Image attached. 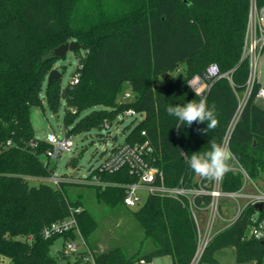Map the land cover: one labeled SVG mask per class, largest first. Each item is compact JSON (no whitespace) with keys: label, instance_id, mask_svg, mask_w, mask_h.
<instances>
[{"label":"trees","instance_id":"1","mask_svg":"<svg viewBox=\"0 0 264 264\" xmlns=\"http://www.w3.org/2000/svg\"><path fill=\"white\" fill-rule=\"evenodd\" d=\"M256 4L262 7L264 0ZM248 6V0H0L1 257L13 264H144L169 255L171 264H189L196 230L180 198L149 195L130 212L143 236L133 254L119 246L98 252L96 244L88 242L97 221L78 197L69 198V182L52 185L44 180L53 174L45 156L50 147L35 137L30 111L45 100L50 112L57 114L63 101V131L74 136L105 124L110 127L125 111L134 110L142 119L129 129L124 143H148L151 152L145 161L162 173L165 186H177L182 180L188 187L199 182L209 190L210 181L196 175L186 160L194 152L209 150L213 140L221 143L237 109V96L247 78L241 50ZM70 41L80 46L73 51L78 83L62 88L60 75L42 95L47 76L59 61L51 52ZM210 63L221 72L231 71V83L226 78L211 83L204 98L209 107L215 104L219 122L201 134L198 129L206 128V123L188 127L168 115L166 108L199 101L187 82L201 76ZM179 70L182 78L173 76ZM123 86L130 94L126 101L124 96L119 99ZM259 89L256 84L230 135L234 157L220 183L223 193L238 191L243 184L233 168L241 167L255 184L264 172V103L256 98ZM80 154L67 166L76 168ZM93 175L110 184L86 185L109 209L122 205L121 186L137 181L126 168L113 174L95 171L88 177ZM223 200L219 211L229 216L234 206ZM208 201L209 196L195 198L198 207ZM204 215L199 212L201 218ZM253 215L264 222V205L260 211L246 206L231 226L218 231L198 264H217L213 255L224 248L233 250L238 264H264V237H246ZM70 216L78 234L43 237L46 227ZM79 238L84 245L70 255L72 261L60 250H51L57 240L63 245ZM146 243L150 245L144 251Z\"/></svg>","mask_w":264,"mask_h":264},{"label":"built area","instance_id":"2","mask_svg":"<svg viewBox=\"0 0 264 264\" xmlns=\"http://www.w3.org/2000/svg\"><path fill=\"white\" fill-rule=\"evenodd\" d=\"M248 2L249 6L241 50V58L247 62V78L244 91L237 96V109L226 127L221 142V144L227 147H229L228 143L230 135L246 99L252 93L254 86L259 84V69L261 62L264 59V5L258 7L256 0H248ZM219 78H226L229 83H231V71L221 72L216 63H210L204 68L201 76L192 77L188 80L187 84L191 90L195 94L197 93L201 98V96L205 97L211 83ZM77 83L78 75L75 74L70 79L69 84L75 85ZM129 97V93L124 94L125 99H128ZM256 98L264 99V89L261 86L256 94ZM123 116H140L142 118V114L136 113L131 109L125 111ZM104 128L109 129L110 127L105 124ZM142 135L144 136L145 133L142 132ZM44 141L50 147L45 153L46 159L49 161L58 160L63 153L71 152L74 146L73 136L67 135L65 131H63L61 137L54 134H47ZM150 152L151 148L147 142L134 145L124 143L118 147L112 148L107 157L95 169H92L90 173L96 171L99 173L113 174L126 168L130 175L136 176V182L121 186L125 189V196L122 200V205L127 208H136L140 206L141 192H145L146 197L149 195H155L160 197L180 198L182 203L187 207L196 230V247L189 264H198L200 262L203 253L211 242L213 236L218 231L231 226L239 218L242 210L246 206H255L258 203L264 205V193L259 191L258 185L253 183L245 171L239 166L233 168V170L241 174L243 184L241 188L235 192H221L219 189L221 178L216 181H210L209 190L200 187L199 182L197 187H188L183 184L182 180H180L177 186L168 187L162 182V173L145 161V156L150 154ZM183 158L185 159L184 155ZM44 180L52 185H58L65 179L61 176L57 177L52 174ZM78 182L79 184L102 188L110 185L100 182L94 175L79 179ZM247 184H250L254 192H245L244 188ZM201 195L209 196V201L203 207H198L195 204V198ZM220 198H225L233 204L234 211L231 215L225 216L220 213ZM200 211L205 212V215L202 218L199 216ZM215 222L221 226L215 228ZM68 232H75L78 234L75 219L72 216L50 224L43 230L42 235L44 238H50ZM246 237L252 239H261L264 237V222L257 221L256 215H253L251 218V224L246 232ZM79 241L80 245L83 246V240L79 238ZM77 252L76 241L71 240L65 241L60 249V255L64 258ZM85 260L86 259L84 258L83 261Z\"/></svg>","mask_w":264,"mask_h":264},{"label":"rangeland","instance_id":"3","mask_svg":"<svg viewBox=\"0 0 264 264\" xmlns=\"http://www.w3.org/2000/svg\"><path fill=\"white\" fill-rule=\"evenodd\" d=\"M77 66V59L73 52L66 54L65 60L57 61L54 68H57L61 75V87L64 88L72 78V75ZM64 68V70H61ZM178 78L183 77L182 70L173 74ZM259 84L264 89V59L261 62L259 69ZM46 82L42 88V95ZM129 93L126 86H123L119 99L124 94ZM127 99H125L126 101ZM259 102L264 103L263 98H259ZM65 104L61 101L57 114H53L48 109L45 100L42 107H34L30 111V120L33 128L34 135L37 139L44 140L47 134H54L61 137L63 134V116L65 112ZM85 113L82 114V116ZM142 118L137 117H122L119 116L116 121L112 123L109 129H94L88 132L80 133L73 136V149L71 152L63 153L58 160H50L49 167L53 169L54 176H61L68 181L66 185L68 189L69 198L75 199L76 197L83 203V205L93 214L97 221V227L93 234L89 237V243H95L97 251L101 252L108 250L112 247L119 246L127 254H133L140 247L142 240V233L139 230L136 222L133 220L130 212L136 211V208H127L124 205H118L113 209H109L102 201H97L92 195V189L86 185L78 184L79 179L87 177L92 169H95L108 155L112 148L118 147L125 142V136L130 128H133ZM70 128V127H69ZM78 164L76 168L67 166L68 161L72 157H77ZM45 160V158H43ZM223 177L221 178L222 181ZM32 183H36L32 181ZM221 183V182H220ZM259 191L264 193V172L261 177L256 181ZM221 185L219 186V189ZM245 192L252 193L254 190L250 184L245 186ZM141 202L143 204L146 198L145 192H141ZM224 201V198H220ZM225 211V210H224ZM227 215V210L224 212ZM221 226L214 223V227ZM77 250L80 251L82 246L80 241L76 239ZM150 245L144 244L145 248ZM62 241L57 240L52 246V252L60 250ZM217 264H238L234 260L233 250L231 248H224L216 251L213 255ZM73 260V256L69 257V261ZM64 261H61L63 264ZM0 264H13L12 260L8 257L0 256ZM144 264H171V257L169 255L154 257L150 262ZM207 264V263H202ZM250 264V263H241Z\"/></svg>","mask_w":264,"mask_h":264},{"label":"clouds","instance_id":"4","mask_svg":"<svg viewBox=\"0 0 264 264\" xmlns=\"http://www.w3.org/2000/svg\"><path fill=\"white\" fill-rule=\"evenodd\" d=\"M166 111L168 115L188 127L193 123H206V128L198 129L201 134H207L208 131L215 129L219 122L215 104L209 107L207 99L203 96L199 101L193 99L182 105H169ZM233 157L234 154L229 147L213 140L210 142L209 150L192 153L187 157L186 163L196 175L209 181H216L230 170Z\"/></svg>","mask_w":264,"mask_h":264},{"label":"water","instance_id":"5","mask_svg":"<svg viewBox=\"0 0 264 264\" xmlns=\"http://www.w3.org/2000/svg\"><path fill=\"white\" fill-rule=\"evenodd\" d=\"M79 49H80V46L76 41H70V42L61 44L57 46L55 49H53V51L51 52V56L63 61L65 60L66 54L68 52H73ZM61 70H64V68H61ZM59 76H60L59 70L57 68L52 69L47 76L46 86H49L52 83V81L57 79ZM262 206H263L262 203H258L254 206V208L257 211H260L262 209Z\"/></svg>","mask_w":264,"mask_h":264}]
</instances>
